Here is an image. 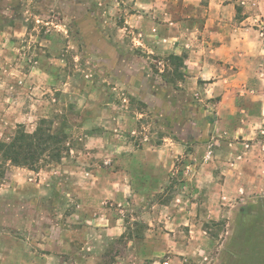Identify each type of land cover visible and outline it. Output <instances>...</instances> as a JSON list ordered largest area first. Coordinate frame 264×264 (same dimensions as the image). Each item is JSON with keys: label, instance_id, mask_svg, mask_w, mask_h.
Segmentation results:
<instances>
[{"label": "rangeland", "instance_id": "obj_1", "mask_svg": "<svg viewBox=\"0 0 264 264\" xmlns=\"http://www.w3.org/2000/svg\"><path fill=\"white\" fill-rule=\"evenodd\" d=\"M131 12L134 0H0V142L47 118L69 148L36 170L0 155V264H264V114L228 134L216 98L196 94L207 86L166 70L178 99L196 103L173 112L162 92H176L157 75L170 54ZM164 137L188 147L149 186L142 150ZM243 154L253 160L235 177ZM88 190L101 201L78 211Z\"/></svg>", "mask_w": 264, "mask_h": 264}, {"label": "crops", "instance_id": "obj_2", "mask_svg": "<svg viewBox=\"0 0 264 264\" xmlns=\"http://www.w3.org/2000/svg\"><path fill=\"white\" fill-rule=\"evenodd\" d=\"M252 19H260L261 24L258 25L264 24V0H134V12L128 15L126 22L139 28L140 34L152 29L151 36L160 39L161 53L167 51L183 57V77L207 86V89H198L196 94L216 98L213 106L220 129L231 135H247L251 129L248 122L264 114V28L247 25ZM125 61L129 63L128 59ZM166 66L172 68L168 62ZM164 70L160 69V75H157L177 96L169 95V100L164 91L162 97L171 105L173 112H182V107H186L184 109L188 112L193 110L196 103H182L178 99L183 91L166 81ZM205 91L208 94L205 95ZM155 93L159 95L158 91ZM140 99L145 101L143 97ZM214 122L210 125L215 126ZM173 138L164 137L160 147L152 152L142 150L141 159L148 163L142 175H145V183L149 186L156 183L154 177L171 172L176 160L187 149L188 141ZM238 157L231 172L234 171L235 177H241L238 172L245 176L246 167L253 158L244 154ZM211 158L214 159L213 156ZM150 165L155 168H149ZM106 173V170L98 169L90 170L89 174L98 177V183H101L100 177ZM224 173L230 177L228 172ZM208 174L215 173L208 171ZM76 191L83 197L86 195L85 190ZM103 191L88 190L89 199H78L77 210L86 209V203L95 207L101 201L98 198L103 196ZM123 191L126 190L114 193V198L121 197ZM145 192L149 191L137 190L136 194ZM116 223L110 222L109 228L115 227ZM61 230L63 233L62 227Z\"/></svg>", "mask_w": 264, "mask_h": 264}, {"label": "trees", "instance_id": "obj_3", "mask_svg": "<svg viewBox=\"0 0 264 264\" xmlns=\"http://www.w3.org/2000/svg\"><path fill=\"white\" fill-rule=\"evenodd\" d=\"M168 63L172 68L166 66L167 75L183 77L181 67L183 66V57L170 54ZM165 76V75H164ZM175 79H170L174 81ZM54 121L47 118H41L35 131L29 132L23 124H18L15 132L11 134L7 141L0 142V155L5 161L17 166H24L36 170L41 161H60L63 157V151L66 148L64 140L67 133L63 128L55 130Z\"/></svg>", "mask_w": 264, "mask_h": 264}, {"label": "built area", "instance_id": "obj_4", "mask_svg": "<svg viewBox=\"0 0 264 264\" xmlns=\"http://www.w3.org/2000/svg\"><path fill=\"white\" fill-rule=\"evenodd\" d=\"M165 264H168V262L166 261Z\"/></svg>", "mask_w": 264, "mask_h": 264}]
</instances>
